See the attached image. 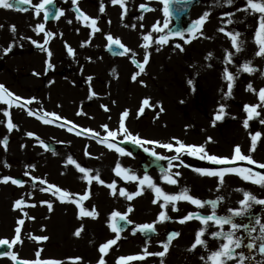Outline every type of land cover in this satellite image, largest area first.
<instances>
[{
  "label": "rangeland",
  "instance_id": "1",
  "mask_svg": "<svg viewBox=\"0 0 264 264\" xmlns=\"http://www.w3.org/2000/svg\"><path fill=\"white\" fill-rule=\"evenodd\" d=\"M13 1L14 0H11L12 3ZM128 1L130 2L129 6L131 10L136 11L137 13L134 15L127 14L128 18L125 16L127 20L120 23L125 26L122 30L113 28V30H116V33L114 32L113 35L118 36L127 48L136 53L134 58L142 62L145 55V50L140 47L143 43L142 36L148 34L157 21H160L161 23L163 22V5L159 3V0ZM40 2L41 0H32L31 4L23 5L20 11L15 7L12 9H5V11L7 13L11 12L13 14H19V17L23 18L22 15L30 10V6L32 7ZM56 2L60 5V11L74 10V6H76L72 3V0H56ZM234 3L242 5V0H234ZM142 4L155 10L151 12L144 11L140 8V5ZM98 6L100 7L101 5H96L90 0H79L78 2V7L80 9H86L87 14L91 13L94 9L97 12ZM23 9L28 10L23 11ZM230 11L231 6L226 4V0H201L200 4L192 10L190 18L195 21V19H199L205 12L211 13L207 22L203 26V35H200L198 39L192 40L191 43H184V41L179 40L178 38L171 39L167 45H156L153 43L148 49V52H150L151 55L149 57V63L145 66V72L140 74L136 81L131 79L133 74L139 71L131 62L133 58L132 52L123 55L117 60L116 58L107 55L108 63L106 64L104 71L102 73L100 72L103 78L100 80L95 79L93 74L97 76V72L94 73L95 70L92 68V62L89 61L94 59L91 57V54L94 53L93 51H88L87 49L84 51L83 48H80V46L87 41L86 35L83 33L82 37H80V41H77L72 35H68L67 40L62 38V44H66L75 50L74 56L69 55L68 53L63 54V56L68 54L67 62L72 66H76L73 71V77H71L73 79L71 84L62 80L66 69L62 72H58L61 66L57 67L58 71L54 74L52 72L42 74L43 70L40 68L41 61L38 62V60H36V62H34L31 60L30 62L26 61L25 63H21L15 54L10 55V53H8L7 55H4V50L1 47L0 83L16 96H19L24 100L35 98V102L28 106L33 111L38 113H42V110L46 113L51 111H61L60 114H57L60 117H67L68 119L78 122L83 125L80 126L81 129L88 127L94 128V131L99 130L104 136H106L107 133L104 132L102 126L107 124L109 130L115 131L118 121L120 122L121 114L125 110H128L129 114L131 112L136 114V119L131 121L130 127L134 130V133L137 134L136 136H139L140 138L145 136L159 137L158 134L160 133H157V129L154 128V123L158 121L164 123L168 128V124H171L169 130L165 132V136L180 135L187 137V141H194L197 142V145H201L206 142L204 135L207 134L208 131H213L214 135L225 143V147H230L232 141L241 142L245 139L244 142L248 145L247 150L249 149L250 151L249 145L251 144L247 143L246 137H249L251 140V134L254 135L259 132L261 138H264V123H261V120H264V107L258 108L260 113L259 117L256 118V120L255 118L250 120L247 129L243 127V121L247 119V113L243 111V108L245 105H257L260 103L258 92L260 89H264V57L256 55L259 51V46L256 43V36L254 34H250V37H243L240 35L239 41L242 42V51L237 53L232 47L229 37L218 30L219 28L224 27L225 31L233 33L237 32L232 31L231 28L234 27L227 23ZM149 16L150 22L148 21ZM141 17H143V19H140ZM237 19L239 21L241 20V18ZM44 23L47 31L52 33L58 26V24H56L57 26L55 25V22L47 23L44 21ZM102 23H104V36L107 33L113 32L108 29L106 22L102 21ZM149 23L150 25H148ZM133 25H135V28L132 27ZM141 25H143V27H141ZM42 35L38 36V40L41 42L44 40ZM152 35L155 40L161 34L153 33ZM92 37H95V35ZM57 38L59 39V37ZM247 41L249 43L252 42V47L250 46V48H248ZM176 44H181L184 50L180 51L177 49L175 47ZM52 45L53 43L50 41V46L49 44L45 46L47 48L49 47L50 51L55 53L56 51L52 49ZM157 48H159L158 51ZM228 52L233 54V62L231 64L225 63V58ZM59 53L62 55L63 51ZM209 54H211L210 59L208 58ZM52 57H55V55L52 54ZM245 62H250L251 66L259 69V71H256L251 75L242 71L238 72V69H241ZM122 64H124V71H122V68L120 69ZM23 66L24 68H30L32 73L38 74L40 77L42 75V78L34 77L32 78L34 81L31 82L32 79H28L27 76L12 75L13 72L22 70ZM225 67L236 76L231 97L226 96L227 81L223 76ZM71 68L72 67H69L72 71ZM113 70H115V74H113ZM120 75L129 76V78H120V81H118L117 78H119ZM75 77H80V80H74L76 79ZM90 77L91 80H89ZM189 81H191V83H189ZM34 83L37 87L34 86ZM116 84H118V86ZM249 84L252 85L256 92H250L247 90ZM62 85L64 87L67 86L68 89H72L73 85H75L74 88L78 91L76 96L78 97V102L76 104H79L78 106L74 104L68 106L70 107V110L73 111L76 109L78 112L84 113L83 115L75 116L72 112H66L64 110L66 106L64 104L65 100L63 96H65L66 90L62 88ZM186 87H188L187 90H185ZM60 89H62L61 92ZM92 92H95L96 95L92 96ZM145 99L149 100V106L144 108L143 114H139L138 110L142 107V101ZM114 103L118 105L115 110L112 107ZM221 105L225 108L224 117L222 120L216 121L213 125L214 117ZM102 106H106L110 112L113 111L109 121L102 117L103 113L101 111L102 109L104 110ZM161 107L163 108L162 112L160 111ZM24 112L27 114L26 110H24ZM3 116L0 117V121H4V123H0V141L7 137L8 145L7 149H5L3 144L0 143V152H7V157L10 160L8 162L10 163H6L5 160L0 159V179L11 177L22 181L24 184L23 187H18L10 182L8 184L0 183V201L3 200L8 203L12 207L11 210H13L12 215L9 214L6 217V221H3L0 218V239L6 238L11 241L15 237V229L18 226V220H25V216L20 210H15V212L14 207L10 202L15 203L16 200L20 198L24 199L27 203L31 200L32 196H34V198L39 196L42 186L47 187V184L58 186L62 190L77 195H79L80 192H86L89 186L84 180L79 178L70 179L74 175L70 169L72 165H69L67 161L69 157L73 160L88 158V155H85V152L87 151L89 154L90 151L87 150L84 143L75 147L74 150L69 149L66 147V143H68L66 142V139L59 136L57 133L49 132L48 128H51L52 126L44 124L42 121H40L41 123L39 124L36 121L35 123L37 124H26L21 122L18 128L20 131L14 129L9 133L6 127L7 118ZM28 118L31 117L28 116ZM179 125L182 130L188 127L190 130L195 131H193L192 134L190 132L189 134H181L179 132ZM88 128L84 129L91 130ZM233 128L240 129L241 133L244 131V136L240 138H231L230 135L232 134L231 130ZM28 133H32L33 135L28 136ZM37 137L39 139H37ZM40 139L45 145H47V149L41 146ZM250 140L249 142L251 143ZM24 141H27L28 143ZM257 143L258 148H256L254 152L257 155H260L256 156L259 157L261 161H264V142L263 144H260V142ZM64 147L66 148L64 149ZM60 150H63L65 153L63 160L66 161L65 163L67 166L64 163H61V158L55 154ZM37 151H43L44 156H39L38 159H36L34 155ZM138 153L141 154L140 151ZM118 157L120 156L114 154L111 156V159L112 161L114 160L116 163H119L123 168L130 169L132 172L134 171V168L131 169V163L129 161L125 162L124 160H119ZM142 158L144 159L143 156ZM143 159L142 161H145ZM128 163H130V165ZM56 164L58 166H56ZM132 164L137 166L139 174H145L141 167V163H138L135 160ZM63 168H65V170L69 169L71 172L69 178H64L66 177L65 175L57 176L54 173ZM148 172L157 174L155 178L157 181L159 180L158 174H161V170L149 169ZM25 173L28 174L26 175ZM40 180H44L47 183L45 185L40 184ZM105 184L107 183L105 182ZM118 185L119 186L117 187L119 189L123 188L128 193H134L138 188V185L135 182H128L125 180L123 182L118 181ZM204 185H207V181ZM27 190L30 191L31 196L27 193ZM90 191V199L84 201L83 205L85 210L88 211H91L94 208L98 213L97 219H92L90 217H85L83 220L78 219V215L74 212L76 211L74 209V204L69 203L68 205L63 206L62 220L68 230L66 229L64 231L65 236L62 241H60L59 236V239L57 238L56 242L53 241L55 236L54 234L52 235L53 231L52 228H50L51 224H54L57 216L55 203L52 205L51 211H49L47 204L42 205L39 203L42 205L41 207L43 209L39 210L36 214V211H32V214H35L34 216H36V219L34 218V222H32L31 219V224L29 225V227L32 228L29 229L30 237H48V239L37 243L28 250L26 243L23 241L25 236L24 238L22 236L23 231H26L27 227L22 225L20 226L22 244L14 245L9 251L16 254L20 260H22L23 257L25 260H35L37 259L36 252L42 249L39 257L41 260L49 259L62 262L65 259H74L75 264L77 262H80L81 264H98L101 255L98 251L100 244L102 245L105 242L114 239L116 235L112 231L109 234L108 232H105L106 235H103V228L105 226L110 229L109 224L112 223L111 213L124 212V209L128 205L131 204L132 206H135V203L141 206H143L144 203L152 205L151 202L153 203L154 200V194L152 191L144 192L138 199L134 198L131 201H128L125 197L119 196L118 194L116 196L111 195V190L105 186H103L101 191L97 192L95 186L91 185ZM262 192L264 193V189H262ZM45 196V201H49V197L47 195ZM194 197L197 198V196ZM205 197L202 195L200 196V199L202 198L201 200L205 201ZM223 200H225V198ZM104 203L108 204L110 209L107 214L101 209V207L104 209ZM3 208L4 207L0 206V217ZM205 208L209 211L208 207L205 206ZM28 215L29 217L33 216L31 214ZM103 216L105 219L102 218L103 220L101 219L99 221V218ZM261 217V215L257 216V218L260 219ZM145 218L146 217L142 216V219ZM147 220H149V218ZM78 221L83 225L84 229L80 235L84 236L81 244L83 248L79 249V247L76 246V249H72L71 245L73 242L67 236V233H71L69 228H74L73 225H77ZM2 225L5 227L2 228ZM34 227H38V229L34 230ZM179 230L181 232V238L176 243L186 242L184 244L185 247L181 246L182 248L180 247L181 249L176 252L170 248L167 253V255L170 256L166 255L167 257L165 256L163 258V264H197V249L194 252L188 251L195 239L191 240L190 236L183 233L181 229ZM127 234L128 233H123L122 235H124L125 238H123V240L122 238L119 239L117 244L111 248L112 251H109L104 257L106 264H117L120 257H126L132 253L143 254V249L145 247H147L149 253H156L163 250L160 239L152 240L147 243L140 237H135L130 233L131 236L128 238L132 237L131 241L125 242L124 240H127ZM31 241L34 240L31 239ZM176 243H172L170 247ZM200 253L204 254L206 253V250L203 249ZM75 258H80V260L77 261ZM111 258H113L112 261ZM2 260L3 262H1ZM199 261L198 264H202V261ZM0 264L12 263L7 255H2L0 256ZM129 264H161V258L157 256H148L143 262L134 261Z\"/></svg>",
  "mask_w": 264,
  "mask_h": 264
},
{
  "label": "snow or ice",
  "instance_id": "2",
  "mask_svg": "<svg viewBox=\"0 0 264 264\" xmlns=\"http://www.w3.org/2000/svg\"><path fill=\"white\" fill-rule=\"evenodd\" d=\"M54 0H41L40 3L33 5L35 16L39 18L43 13L44 21H48L49 17L52 16V12L48 10V6L53 4ZM79 0H72L74 5L77 7L74 9L77 13L76 19L82 21L85 27L90 28L91 32L90 35H95V33L100 32L101 29L97 26L98 19L89 17L86 13H84L78 7ZM189 0H159V3L163 5V16L164 20L161 23L157 21L155 25L152 26L151 31L148 34L142 36L143 43L140 45L145 50V55L143 61H137L134 57L136 53L132 52L131 49L127 48L122 42L114 38L112 35H107L106 39L108 41V48L112 49L113 46H116L122 51H120L119 55H126L132 52V63L135 67L139 70L138 72L134 73L131 79L136 81L137 77L140 74L145 72V66L149 63V57L151 55L148 52V49L152 46L153 43L156 45H167L171 39L178 38L179 40L184 41V43H191L192 40L198 39L200 35H203V26L207 22L208 17L211 15L209 12H205L199 19H197L191 27L187 29V32L181 30H173L170 28V20H171V5L176 4L180 5L182 3L186 4ZM16 4H31L32 0H15ZM128 0H111V4L113 6L119 5V7L123 10L122 18L127 15L128 8H127ZM234 3V0H226V4L231 6ZM246 7L239 9V11L247 12L249 15H257L258 19V28L256 30V43L259 46V51L256 53L259 57H264V0H245ZM0 8L4 9H12L13 3L11 0H0ZM140 8L144 11H154L150 7H146L145 5H140ZM20 11L21 9H17ZM28 9H23V11H27ZM179 10V9H178ZM99 12H105V6L101 4L99 7ZM64 15L63 11H60L58 15H56L55 19L59 20L61 16ZM229 17L234 15V13H229ZM140 19H143L141 17ZM71 23L72 21H68ZM110 23V21H109ZM227 23L230 25L233 23L231 18L228 19ZM135 28V25L132 26ZM143 27V25H141ZM220 32H223L224 35L229 37L231 40L232 47L236 50V52L242 51L241 48V41H239V37L241 33L239 32H230L225 31L224 27L218 29ZM10 31L15 33L16 29L15 26L10 27ZM33 31L40 35L43 33L44 40L43 43H39L37 41H32L36 47L44 50L47 52V56L49 60L46 61L47 68H52V64L50 63V58L52 56V52L45 48V45L50 43L51 38H53L54 34L50 31H46L45 23H39L34 28ZM153 33L161 34L154 40ZM199 34V35H198ZM30 39V38H29ZM86 43H90L86 42ZM82 47L85 46L84 44L81 45ZM13 45H10L7 49L4 50V55H7L12 51ZM67 52L69 55H75V50L72 49L70 46H67ZM175 47L180 51H183V47L181 44H176ZM159 48H157V51ZM209 59L211 58V54H209ZM233 62V54L231 52L227 53L225 58L226 64H231ZM245 72L249 75L259 71V69L253 68L250 62H245L241 69H238V72ZM113 74H115V70H113ZM34 75H38L35 74ZM224 79L227 81V97H231L232 90L234 87V83L236 80V76H234L230 71H228L227 67L224 69L223 73ZM91 80V77L89 78ZM191 83V81H189ZM247 90L250 92H256V90L252 87L251 84L247 86ZM92 96H95V92L91 93ZM258 98L260 103L257 105H245L243 111L247 113V119L243 121V127L247 129L249 127V121L258 118L260 113L258 112V108L264 107V89H260L258 92ZM35 102V98L24 100L23 98L16 96L10 90H8L4 85L0 84V105L7 106L4 111L3 115L7 118L6 119V127L8 132H12L14 129H17V125L13 123L10 109L13 107L21 108L26 110L28 116H34L38 120H42L44 124H51L54 121H61L62 118L55 113H38L34 112L28 106ZM149 106V100L145 99L142 101V107L138 110L139 114H143L144 108ZM104 111H108L109 109L106 106H102ZM160 111H163V108H160ZM78 115H83L84 113L79 112ZM225 114V108L223 105L220 106L218 109L217 114L214 117L213 125L216 121H220L223 119ZM129 116V111L125 110L121 114V119L119 122L118 130L112 131L108 129L107 125H103L104 132L107 133L106 136L101 138L98 142L103 143L108 149L114 150L115 152L119 153L121 156H131V152L125 151L123 147H120L118 144L112 143L110 141H115L118 136H124L126 139L123 142L131 143L135 146H139L143 148V150L149 155L155 157L157 160H167L168 164L166 168L161 169V179L163 183L168 185H177L178 180L176 177H179L181 174L179 171L173 172L174 167L178 166H185L183 164L182 156H194L196 158L207 160L210 164L219 166L215 169H195L199 175L205 177H215L218 180V184L223 186L225 182V177L227 175H236L240 179L245 182H249L253 185H256L262 189H264V174L260 172H254L251 168H241V167H233L236 162H247L249 165H255L256 168L264 169V163H257L250 155H244L241 152V148L239 145L235 146L234 154L231 158H221L215 155H209L206 151V148L203 145L196 146V145H185L179 139L174 138V143H160L158 141L152 140H144L141 139L139 136L133 135L129 132L128 128L125 126V120ZM0 123H4V121H0ZM261 123H264V120H261ZM60 127H67L69 132H72L74 129H77V125L73 124L70 121L64 120L63 123L58 125ZM76 135H90L92 139H97L100 134L96 132H92L91 130L87 129H80L77 130ZM28 136H32V133H28ZM261 134L259 132L251 135V145L250 151L254 152L256 150L257 141L260 138ZM37 139H39L37 137ZM208 142H211V138H208ZM0 143L3 144L5 149H7L8 139L5 137ZM42 147L47 149V145L40 141ZM145 145L153 146L151 148L145 147ZM155 148H162L166 149L168 152H174V156H162L159 155ZM85 155H89L87 151ZM179 161V165L175 162ZM67 163L69 165H75L76 170L82 174V178L87 181L89 186L88 190L83 195H77L71 193L69 191L62 190L58 186L47 184L46 189H41V191H50L52 196H56L61 203H70L74 204L79 209L78 219L83 220L85 217H90L92 219L98 218V213L93 210L88 211L85 210L83 207V202L90 199L91 191L90 186L92 185L93 181L97 184L105 186L111 190V195L125 197L128 201L133 200L135 197L140 196L143 194L145 188L152 191L154 194L153 203L158 204L162 211L159 213L158 219L155 223H164L171 219V217L167 214V210L169 206H171V211H179L178 204L180 202H187L197 209H203L205 206H210L211 214L209 215H202L199 212H189L185 217L181 218L178 222L180 224H184L186 222L197 220L200 222L202 227L197 231L195 235L194 243L192 244L191 248L188 249L190 252L196 251L198 247L204 248L206 251L208 250V240L205 239L206 233L208 232V228L210 226H215L217 231L212 232L210 237L212 240L220 241L218 248L215 251H211L210 254L205 256H201V260L205 262V264H230V262H235V264H264V222H261L260 218L254 217L252 215V209L255 205H259L264 207V199L257 198L254 194L248 191H244L242 189H236V191H240L243 194V199L239 202V208L231 209L229 208L227 215H218L217 214V207L219 204L222 203L223 197H218L216 200H208L204 201L199 198H195L190 194V189L187 187L182 188L178 193L169 194L165 192L161 186H159L156 181L150 176L145 174L143 177H140L134 174L130 169L123 168L119 163H117L116 167L114 168V173L117 177L128 181V182H135L138 185V190L134 193H128L125 189H119L117 193V184L112 182L110 184H105V182L100 178L99 173L97 172L93 175L92 170L87 169L73 160L71 157L68 158ZM26 175L28 173H25ZM11 183L18 187H23L24 184L22 181L18 179H13L11 177H4L0 179V183L8 184ZM40 184H46L47 182L44 180L39 181ZM43 203L47 204L49 211L52 210V203L50 201H45ZM35 204H26L24 199H19L15 202L14 209H19L23 212L25 207H35ZM133 211L132 208L127 209V213L121 214L120 212H113L111 215L112 223L109 224V227L113 233H115V238L111 239L104 244H102L98 251L101 254L98 260V264H106L104 257L108 254L109 249H111L114 245L117 244L118 240L121 239L120 232L122 228L118 226V221L124 220L128 223H132L128 220V213ZM24 216L28 217V214L24 212ZM29 219H34L33 217H28ZM237 218L241 221L244 218L249 220V223L237 222ZM25 223L24 219L18 220V226L15 229V237L11 241L7 239L0 240V247L7 246L11 249L14 245L22 244L21 240V227ZM155 223L153 224H143L138 226L136 230L133 231V235L136 232L148 234V233H155ZM228 230H225V228ZM43 230V229H42ZM83 225L77 229L74 233L76 237H79L83 232ZM245 233V235H240L239 233ZM178 232L171 233L165 242L161 244L162 251L156 253H149L147 247L143 249L142 255L137 256H128V257H120L117 261V264H129L130 261H142L145 260L148 256H157L161 258V264H163V258L167 255L170 250L171 243L173 239L179 237ZM37 243L41 241H46L48 237H30ZM247 238V243L245 239ZM242 249H247L249 254H245ZM41 250L36 252L37 259L33 261L27 260H20L16 254H13L11 251L4 253L7 255L8 258L15 262V264H62L61 261L57 260H41L39 259ZM260 257V259H257ZM77 261L80 258H75Z\"/></svg>",
  "mask_w": 264,
  "mask_h": 264
},
{
  "label": "bare ground",
  "instance_id": "3",
  "mask_svg": "<svg viewBox=\"0 0 264 264\" xmlns=\"http://www.w3.org/2000/svg\"><path fill=\"white\" fill-rule=\"evenodd\" d=\"M96 3L99 4L100 0H98ZM103 3H104L103 5L105 7H110L109 11L112 10L113 8H115L114 13H111V15H113V16H107L105 18V20L107 22L110 21V23L113 24V26H117L119 21L125 19V16L122 18V13L120 11L119 5L113 6L111 4V0H103ZM30 8L31 9L29 11H27L24 15L21 14L23 16V18L19 17V14H13L11 12L7 13L5 11V9H0V47L3 50L7 49L10 45L14 44V47L12 48L10 55L11 54L17 55L18 60L21 63H23V62L25 63L26 61L30 62L31 60L34 62H36V60H38V62L41 61V67L40 68H41V70H45V73L49 72L51 70L52 73L54 74L56 71H58L57 70L58 66H61V68H63V69L65 67H67L66 72H64V75H63L64 77L62 80L66 83L71 84L73 81V79L71 77H73V71H74L76 66L75 65L70 66L69 62H67V60H66V57H67L66 54L64 57L59 53V52L65 51L67 49L66 44H62L63 43L62 38H65L67 40L68 35H72L77 41H80V36L82 37V35L84 33L86 35L87 41H85V44H84L85 46H83V47L80 46V48L87 49L88 51H93L94 54H91V57L94 59H91L89 61L92 62V68L95 70L94 73L97 72L96 73L97 76L95 74H93L94 78L99 79V80L101 78H103V76H102V74H100V72L102 73L104 71V68H105L106 64L108 63L107 56L105 54H103V52H104L103 50L105 47L104 45L106 42V36L103 35L105 30H103L104 25L102 24V19L97 14L107 15L106 10L104 13H100L99 12V6H98L97 12L94 9L93 11H91V13H88V14L86 13L89 17L98 19V25L97 26L101 29V31L95 33V37H92L93 35H90V32H91L90 28L85 27L84 24L82 23V21H79L76 19L77 13L75 12V10L63 11L64 15L61 16L59 20H57L56 24H58V26L56 25L57 26L56 31L53 32L54 36L50 40L53 43V45L51 47L56 52L55 53L52 52V54H54L55 57L53 58L51 56L50 63L52 64V68L49 69V68H47V64H46V61L49 60V57L47 56V52L36 47V45H34L32 43L33 40L41 43V41L38 40V36H41L42 33L40 35H37L33 31V28L37 24L43 23V22H42L41 16L39 18H37L35 16L34 7H30ZM68 21H72V22L69 23ZM148 21L150 22V16L148 17ZM148 21H147V23H148ZM13 25L15 26V29H16L15 33H12L10 31V27ZM148 25H150V23ZM116 29H118V28H116ZM57 37H59V42H58ZM56 39H57V41H56ZM89 41H90V43H86ZM33 49H35V50H33ZM123 65L124 64H122L120 66V69L122 68V71H124ZM69 67H72L71 68L72 71L69 69ZM22 68L23 69L18 71V72H13L12 75L13 76H27L28 79H30V80L34 77L41 78L38 75H34V73H32V70L30 68H28V67L24 68V66ZM75 78L76 79H74V80H76V81L80 80V77H75ZM120 78H129V76L127 77L125 75H123V76L120 75V77L117 78V80L120 81ZM33 81L34 80L32 79L31 82H33ZM116 85L118 86V84H116ZM34 86L37 87V85L35 83H34ZM74 87H75V85H73L72 89H68L67 86L64 87L62 85V88H64L66 90L65 96H63L64 100H65L64 104L66 106L64 110L66 112H72L76 116V115H78L77 113H79L78 110L74 109L72 111V110H70V107L68 106V105L71 106L73 104L78 106V104H79V103L76 104L78 102V100H77L78 97H76L78 91ZM187 89H188V87L185 88V90H187ZM61 91H62V89H60V92ZM116 106H118V105H116L115 103H114V105H112L114 110H115ZM6 107L7 106L0 105V117L3 116V111ZM34 112H36V111H34ZM43 112L44 111L42 110V113ZM101 112L103 113L102 117L106 118L107 121H109L111 119L113 111H111V112L109 110L104 111L102 109ZM24 113H25L24 110H21L20 108L16 109L13 107L10 109L12 121L14 124L17 125L16 130L20 131V129H18V128H19V124L21 122L22 123L24 122L26 124L27 123H29V124H32V123H34V124L38 123L39 124L40 123V122H38L39 120L36 119L34 116H31V118H28L27 114L26 113L24 114ZM56 113L60 114L61 111H56ZM135 119H136V114L131 112L129 114V116L127 117V119L125 120V126L128 128V130L131 129V127H130L131 121H133ZM35 121L37 123H35ZM68 121L77 125V129H75V132L71 133L66 128L54 127L52 125L53 123H55V125H56V123H59V122H55V121L53 123L49 124L52 127L48 128V131L57 133L59 136L64 137L66 139V142H68V143H66V147H68L69 149L74 150L75 147L82 145V143H84L87 147V150L90 151L89 155L87 156L88 158L76 159L75 161L77 163H79L81 166L92 170L93 175H95L98 172L100 175V178L103 181H105L107 184L115 182V183H117V186H119L118 181L123 182L124 180L115 175L114 168L116 167L117 163L114 160H113L114 162L112 161L111 156H113L114 154H117L118 156H120V157H118L119 160H124L125 162L129 161V160L123 159L122 157H124V156H121L119 153L115 152L114 150L108 149L103 143L98 142L101 138L104 137V134L101 133L99 130L96 131V133L100 134V136L97 139H92L90 135H85V134H82V136L81 135L78 136L75 133L77 130H79L78 128L80 126H83V125L79 124L78 122H75L72 119H68ZM61 123H63V122L60 121V124ZM155 123H154V128L157 129V133H160V134H158V136L161 139V141L174 142V138L179 139L180 141L187 140V137H184V136H178V137L175 135L165 136L164 134H165V132H167L169 130V128L171 127V124H168L169 125V128H168L167 126H165L164 123H160L158 121H156ZM172 123H175V122H172ZM116 126H117V128L115 130H118L119 124H117ZM19 131H17V132H19ZM191 131L192 130H190L188 127L184 128L182 130L180 128V125H179V132L181 134H187V133L189 134V132L191 133ZM15 136H16V134H15ZM204 136L206 138V142L202 143L201 145H203L206 148V150L211 151V153L213 155H222L225 153V151H231L232 149L235 148V146H231L225 150V147H224L225 143L223 141H221L219 138H217L214 135L213 131H208V133L205 134ZM120 137H122V136H118L117 139ZM209 137L211 138V142H208ZM40 141H41V139H40ZM24 142L28 143L27 141H24ZM110 142L115 143L116 140L110 141ZM190 142L196 144V146H197V142H194V141H190ZM66 147H64V149ZM243 148H245V146L241 147V149H243ZM43 154H44L43 151H37V153L34 155V157L36 159H38L39 156H44ZM55 154H57L59 156V158H61L60 162L64 163L66 165V163H65L66 161L63 160V158L65 156L64 151L60 150L59 152H57ZM7 156H8L7 152H0V159L5 160L6 163H10V162H8L10 160ZM183 158L185 161L191 160V159L192 160L196 159V157L188 156V155H184ZM184 160H183V162H184ZM183 164L186 165L185 162ZM56 166H58V165L56 164ZM189 168H190V166H187V167L178 166L177 169H180V170L183 169V170L179 171L181 175L179 177H176V178L177 179H184L185 177H187L190 181H192L194 179L197 180L198 173L196 171H194L195 169L188 170ZM70 169H71L72 174L74 175L70 178L71 180L79 178L81 180H84V182L87 183V181L82 178V174L76 170L75 165H72ZM71 172L69 171V169L65 170V168H63L62 170H60L58 172H54V173L57 176L58 175L59 176L65 175L66 177H64V178H69L71 175ZM235 182H236V178L234 176L227 175L225 177V182L223 185H233ZM92 185L95 186L97 192H99L103 189V186L97 184L95 181H93ZM159 186H161L163 190L168 189L170 192H173V188H174L173 185L168 186V184L162 183V184H159ZM194 186L197 188V185H194ZM217 186H219L218 180H217ZM46 188L47 187L42 186V189H46ZM226 189L224 190V192L227 193V195H226L227 197L230 194L232 196H234V194L237 193V191H234V189H232V190L229 188H226ZM203 190L206 193H210L211 195H216V194L221 193L220 190H217L213 187H206L205 189L203 188ZM117 191H119L118 187H117ZM27 193H29V195L31 196V193L29 190H27ZM84 193L85 192H80L79 195H83ZM48 194H50V195H48ZM45 195H47L49 197V201L52 203V205L55 203V210H57L56 221L54 224H51V227H50V228H52V231H53L52 235L53 234L55 235L53 241H56L57 238L59 239V236H60V241H62V239L65 236V233L63 232V230H66V227L63 224L64 222L62 220V215H61V213H63L62 212V210H63L62 204L63 203H61L60 200L56 196H52L50 191H40L39 196H37L35 198H34V196H32L31 200L29 202H27L26 204H35L36 206L35 207H25L23 210V214H24V212H26L27 214L33 215L32 217L36 219V216H34L35 214H32V211H36V213H37L38 210L43 209L41 206L46 205V203H43L46 200ZM19 199H17V200H19ZM230 201H231L230 198H228L227 202L230 203ZM101 202H103V201H101ZM10 203L14 207L15 203L14 202H10ZM39 203H41L42 205H40ZM68 204L69 203H66V205H68ZM182 204H184V202H182ZM182 204L179 203L177 206L182 207ZM0 206L4 207L2 212H1L0 218L3 221H6V217L9 214L12 215V211H13V210H11L12 207L8 203L4 202L3 200L0 201ZM83 207H84V205H83ZM103 207H104V209L102 207H101V209L105 213V211H107L109 208L108 204L104 203ZM143 207H145V206L143 205ZM74 209L79 213V209L76 206H74ZM15 210L19 211V209H14V211ZM149 211L151 212L152 210H149ZM28 217H29V215H28ZM28 217H25V223L23 224V225H25V227H27V230L23 231L22 236H23V238L25 236L23 241L26 243L27 249L29 250L33 246H35L37 244V242L31 241L30 232H29V229H32L31 227H29V225L31 224V219H29ZM1 219H0V221H1ZM32 222H34V219H32ZM4 227L5 226L2 225V228H4ZM76 227L79 228L80 225H77ZM189 227H191L193 234L197 231V226H195V223L192 222L189 226L187 224L186 228L188 229ZM36 229H38V227H36L34 230H36ZM71 230L74 231L73 229H71ZM22 236H21V238H22ZM67 236L73 242V244L71 245L72 249H76V246H78L79 249L83 248V246L81 245L83 237L82 238L76 237L74 234H71V233H67ZM112 259L113 258H111V261H112ZM1 262H3V260ZM62 264H75V260L74 259H65L62 261ZM76 264H81V263L77 262ZM82 264H84V263H82Z\"/></svg>",
  "mask_w": 264,
  "mask_h": 264
}]
</instances>
